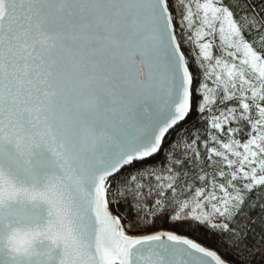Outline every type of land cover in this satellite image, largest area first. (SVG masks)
Returning <instances> with one entry per match:
<instances>
[{"label": "snow or ice", "instance_id": "obj_1", "mask_svg": "<svg viewBox=\"0 0 264 264\" xmlns=\"http://www.w3.org/2000/svg\"><path fill=\"white\" fill-rule=\"evenodd\" d=\"M0 264H264V0H0Z\"/></svg>", "mask_w": 264, "mask_h": 264}]
</instances>
